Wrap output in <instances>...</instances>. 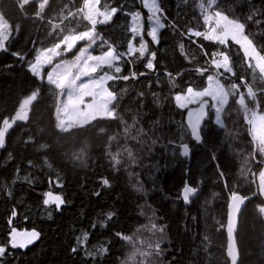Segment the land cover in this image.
Returning a JSON list of instances; mask_svg holds the SVG:
<instances>
[{
  "label": "trees",
  "instance_id": "1",
  "mask_svg": "<svg viewBox=\"0 0 264 264\" xmlns=\"http://www.w3.org/2000/svg\"><path fill=\"white\" fill-rule=\"evenodd\" d=\"M23 1L0 0L11 31L0 51V135L17 118L0 146V264H229L224 228L235 194L251 198L236 235L238 264H264V201L252 178L264 152L249 126L264 116V78L237 44L204 36V17L224 16L264 58V0H157L161 29L154 42L145 23V46L131 30L133 14L148 16L142 0H98L101 11H117L95 25L93 48L116 53L106 68L115 116L66 132L57 128L56 87L28 67L91 28L85 0ZM220 54L231 75L214 68ZM212 78L230 99L196 134L175 97L204 91ZM186 183L198 194L188 202ZM14 230L37 239L15 248Z\"/></svg>",
  "mask_w": 264,
  "mask_h": 264
},
{
  "label": "rangeland",
  "instance_id": "2",
  "mask_svg": "<svg viewBox=\"0 0 264 264\" xmlns=\"http://www.w3.org/2000/svg\"><path fill=\"white\" fill-rule=\"evenodd\" d=\"M142 3L148 16L144 19L139 13L133 14L131 30L133 38L140 42L144 41L145 46V39L143 40L142 36L145 23H147L146 37L154 42H157L161 24L158 20L157 0H142ZM43 7L44 3H41L40 9L42 10ZM116 12V9L101 11L98 8V0H85L81 13L91 28L83 33L69 36L56 46L41 51L28 67L41 84L53 85L57 89L56 116L57 128L60 132L84 127L97 119H110L115 116L112 105L116 96L107 88V83L114 77L111 71H106V68L112 67L116 62V53L110 49L106 53L95 54L93 48L97 40L95 25L110 22ZM204 20L208 26L204 32L206 39L224 44L232 41L237 44L247 64L255 68L264 78V58L255 51L251 42L243 34V27L237 21L219 15H206ZM10 34L8 23L0 16V51L5 49ZM79 45L82 46L78 48ZM213 66L218 73L231 75L233 72L230 58L226 54L217 55L213 59ZM43 89L44 86L41 87V91ZM223 92L227 94L221 82L212 78L207 89L202 92L189 90L184 95H177L175 103L186 111L189 121L200 106L208 104V101L210 102L209 110L217 116L219 110L230 99L229 95L225 96ZM16 120L17 118L14 117L6 123L8 126L0 135V146L4 142L7 131ZM249 126L256 150L259 153L261 150L264 152V116L258 114L252 116ZM262 164L260 172L252 178L254 177L256 194L264 201V160ZM246 198L248 201L251 199ZM259 212L264 219V205L259 207ZM36 239L35 232L14 230L10 236V243L15 248L25 249Z\"/></svg>",
  "mask_w": 264,
  "mask_h": 264
},
{
  "label": "water",
  "instance_id": "3",
  "mask_svg": "<svg viewBox=\"0 0 264 264\" xmlns=\"http://www.w3.org/2000/svg\"><path fill=\"white\" fill-rule=\"evenodd\" d=\"M208 117V107L203 105L192 119V126L196 134L199 133L203 123ZM197 192L192 189L187 183L182 192V198L188 202L197 198ZM248 199L236 194L232 201L229 203L226 215V225L224 228L227 245H226V257L229 264L239 263V250L237 247L236 235L238 232L239 220L247 205Z\"/></svg>",
  "mask_w": 264,
  "mask_h": 264
}]
</instances>
